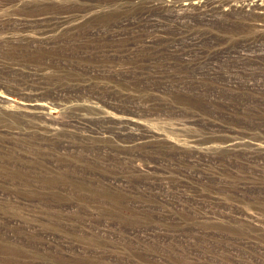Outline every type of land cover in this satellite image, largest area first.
Returning <instances> with one entry per match:
<instances>
[{
    "label": "rangeland",
    "instance_id": "374dc122",
    "mask_svg": "<svg viewBox=\"0 0 264 264\" xmlns=\"http://www.w3.org/2000/svg\"><path fill=\"white\" fill-rule=\"evenodd\" d=\"M0 264H264V0H0Z\"/></svg>",
    "mask_w": 264,
    "mask_h": 264
}]
</instances>
